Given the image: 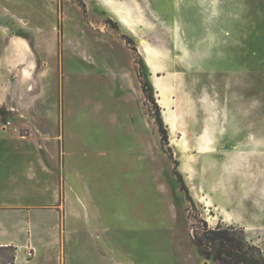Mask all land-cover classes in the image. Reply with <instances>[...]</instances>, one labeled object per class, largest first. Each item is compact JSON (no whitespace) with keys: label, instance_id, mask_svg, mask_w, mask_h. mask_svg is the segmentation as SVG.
Masks as SVG:
<instances>
[{"label":"rangeland","instance_id":"rangeland-1","mask_svg":"<svg viewBox=\"0 0 264 264\" xmlns=\"http://www.w3.org/2000/svg\"><path fill=\"white\" fill-rule=\"evenodd\" d=\"M0 115L86 201L25 263L222 264L203 221L264 254V0H0Z\"/></svg>","mask_w":264,"mask_h":264},{"label":"crops","instance_id":"crops-1","mask_svg":"<svg viewBox=\"0 0 264 264\" xmlns=\"http://www.w3.org/2000/svg\"><path fill=\"white\" fill-rule=\"evenodd\" d=\"M28 142L30 146H24L22 138L0 124V247L16 248L15 264H31L23 261L26 246L55 251L61 231L60 203L69 237V219L84 217L86 202L69 188L66 155L60 168L58 148Z\"/></svg>","mask_w":264,"mask_h":264},{"label":"trees","instance_id":"trees-1","mask_svg":"<svg viewBox=\"0 0 264 264\" xmlns=\"http://www.w3.org/2000/svg\"><path fill=\"white\" fill-rule=\"evenodd\" d=\"M128 39L129 43L134 42L132 37H128ZM133 48L136 50L135 46ZM141 61L146 67L148 66L143 58ZM152 84V81H146V87H149L151 92L154 86ZM194 239L200 252L206 258L213 257L222 264H264L262 250L247 239L243 227L232 224L223 225L222 223L216 227H210L207 221H203V228L195 231ZM0 248L16 250L14 246Z\"/></svg>","mask_w":264,"mask_h":264},{"label":"bare ground","instance_id":"bare-ground-1","mask_svg":"<svg viewBox=\"0 0 264 264\" xmlns=\"http://www.w3.org/2000/svg\"><path fill=\"white\" fill-rule=\"evenodd\" d=\"M148 60H149V63L153 66V61L151 59H149V57H148ZM157 79H159V78H157ZM154 84H155L156 89L158 90V92L161 91L163 94H165L166 88L164 87V85L159 80H154ZM169 130H170V134L173 136V133H174L173 127L170 126L169 127ZM192 147H194V148H192ZM192 147H191L192 150H195L196 149V146H193L192 145ZM186 169H187V171L189 173H191V174L193 173V170H192V168H191L190 165H187Z\"/></svg>","mask_w":264,"mask_h":264}]
</instances>
